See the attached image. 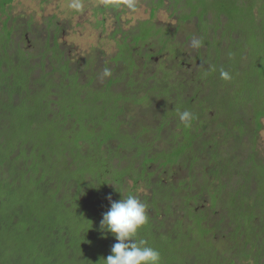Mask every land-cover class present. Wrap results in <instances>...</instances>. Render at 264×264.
Listing matches in <instances>:
<instances>
[{
	"label": "trees",
	"instance_id": "16d2710c",
	"mask_svg": "<svg viewBox=\"0 0 264 264\" xmlns=\"http://www.w3.org/2000/svg\"><path fill=\"white\" fill-rule=\"evenodd\" d=\"M12 1L0 0V10ZM120 1L106 0L97 11ZM210 1L172 0L176 25L198 19L195 32L183 25L187 37L196 33L201 42L190 65L170 25L149 18L120 31L113 56L100 59L103 50L92 48L83 62L88 71L80 73L59 49L58 27L43 37L38 64L18 44L8 53L13 27L7 29L6 14L0 38V264H104L117 242L100 230L107 197L128 195L148 206L138 239L160 252L161 264H264V157L255 146L264 118V0ZM35 65L41 72L34 77ZM183 111L193 114L190 126L179 119ZM150 123L158 130L146 127ZM224 150L229 156L222 160ZM9 151L16 152L11 161ZM200 161L214 162L202 183L190 172L179 175ZM214 181L210 205L202 209L200 193L190 190L194 184L199 192L210 190ZM15 184L28 188L11 203L7 187ZM141 184L146 194L136 192ZM67 187L74 197L60 193ZM206 210L218 218L209 219ZM178 211L190 218L171 215ZM207 217L210 224H204ZM24 242L39 262L24 259Z\"/></svg>",
	"mask_w": 264,
	"mask_h": 264
},
{
	"label": "rangeland",
	"instance_id": "374dc122",
	"mask_svg": "<svg viewBox=\"0 0 264 264\" xmlns=\"http://www.w3.org/2000/svg\"><path fill=\"white\" fill-rule=\"evenodd\" d=\"M105 1L106 0H13L9 5L5 7L4 10H0V38H4L2 36L3 34L1 33L5 32V30L3 29V22L5 21L7 14L9 18L6 22V27L7 29L8 27H13V32L11 34L12 36L10 38V42H8L6 50L8 51V53L15 52L14 50L16 49V44H18V47L20 46L21 48H28V52L35 55V58L30 61V63L38 64L40 47L43 46V37H47L50 31H53L55 27H58L60 28L57 37L59 49L62 51L63 56L65 55L64 57L68 58L71 61L72 68L75 69L76 66L74 63H78V71L80 73L81 71H88L84 67L83 62L85 60L86 55L90 52L92 48H96L97 50H103V54L99 53L100 59L101 57L103 59H107L109 56H113L114 51L116 50L117 39L120 37V31L129 32L131 28L138 24L139 21H145L151 18L153 23H156L157 25L167 24L170 25L171 28L174 24H176L175 20L176 15L178 13L177 11H174V13H172L170 10L172 9V0H162L161 4L159 0H121L117 8L114 6H109L105 8L102 12L97 11V8L101 7L105 3ZM208 2L210 3L211 1L208 0ZM215 5L216 4L212 3L211 8L213 9ZM152 10L153 13L152 16H150V12ZM220 18L223 21L226 20L224 15H220ZM197 21L198 19L196 17H193L191 19L189 18L188 20H185V22L180 27L178 24L177 26L171 29L174 32L175 36L174 42H178L180 44L177 45L180 46L181 53H183L181 55L184 59L183 62L187 65H190L189 62L193 63L192 58L196 55V51L200 52L201 47L196 48L193 46L192 41L198 40V35L194 33L190 38L187 37L188 31L184 30L183 25L187 23V28H190L192 32H195L193 23H198ZM210 23H213V21L209 20V23H200L199 25L201 27H206ZM118 28L119 32L115 34L116 37L110 38L109 35L112 34L113 31ZM51 45L53 44L50 43L49 46ZM158 47L159 45L157 46V48ZM51 54L52 51L49 48L46 51L45 55L47 57H50ZM91 63L93 62L91 61ZM86 67L89 66L86 65ZM43 68V71L50 72L51 67L44 66ZM36 69L38 71H35L33 73L34 77L37 76L39 72H41L40 68L36 67ZM102 70L103 69H100V71ZM56 76L58 78V74H56ZM141 101H144L143 97H141ZM9 108L7 109L6 107H2L1 109L4 111H9ZM12 111H14L13 108L11 109V112ZM146 118L148 119V117ZM137 119V117L134 118V120ZM261 122L262 126L258 131L255 146L257 148V151L264 157V118L261 119ZM146 127H149V129H151L153 132L157 131L159 128L158 125L151 123L150 125H146ZM141 128L142 125H137V129ZM17 139L18 137L15 135L14 138L11 140V147L14 145ZM163 145L166 146V144L164 143ZM15 147L18 146L16 145ZM236 149L238 152L241 153L240 146H236ZM0 151H2V148H0ZM15 153V151H11L10 154L9 151L10 161L12 157L15 156ZM228 156L229 154L225 151V153L221 155V159L225 160L228 158ZM29 158L30 156L24 159V164L28 163ZM213 164H211L210 162L200 161L189 171L184 168L182 170V175H179L185 176L187 175V173L190 172V174H192V177L195 180H198V183H202V177L209 176L208 170L209 168L213 167ZM2 168L3 170L6 169V164H4ZM232 172L235 171L232 170ZM222 178L226 180L225 177L222 176ZM126 182L129 185L131 184L130 179H127ZM215 183L216 182L214 181L209 185L211 191L209 189H202L199 192V188L196 186V184L192 186V189L190 190L191 193H200V200L202 205L200 206L202 209H204L205 207H209L210 204L208 201L213 195ZM25 186L26 185H24L23 187L21 185L18 186V184H15L14 186L7 187V190L10 191V194H13L10 197V199H13L11 203L17 202L18 199L22 198L17 196H20L27 191L28 187L26 186V188ZM63 189L64 190H61L60 193L63 192V194H69L68 197H74V188L67 187ZM136 192L138 194H146V187L141 184V186H139ZM88 193L89 192H87V194ZM85 198L86 199L83 200L87 202L89 199V195H86ZM70 202L71 200L68 199V203ZM178 204L180 208H182L183 205L180 201H178ZM77 206L81 207V205ZM206 212L209 214V219L218 218V215L213 213L212 210H206ZM169 215H164L163 217V215L161 214L159 216V219L165 220L166 218H169ZM171 215H177L178 218L182 220H184L185 218H190V215L188 213H183L182 211H178L177 213L173 212L171 213ZM209 219L208 217L207 220L204 219V224H210ZM185 220L187 221V219ZM20 223H22V220L20 221ZM19 247L23 249L25 254H27L24 259L39 262V257L35 256L33 251H30L28 253L29 250L26 249L25 242L21 243V246ZM246 263L251 264L250 261L243 262V264Z\"/></svg>",
	"mask_w": 264,
	"mask_h": 264
},
{
	"label": "clouds",
	"instance_id": "9594fccd",
	"mask_svg": "<svg viewBox=\"0 0 264 264\" xmlns=\"http://www.w3.org/2000/svg\"><path fill=\"white\" fill-rule=\"evenodd\" d=\"M200 41L193 40L194 47L200 46ZM110 73L106 70L105 75ZM225 79L229 78L227 72H221ZM193 114L183 111L179 119L190 126ZM110 202L109 210L102 215L100 230L110 233L117 241L112 245L111 254L103 259L104 264H161V254L155 248L148 246L146 240L138 239L139 230L148 223V206L134 195Z\"/></svg>",
	"mask_w": 264,
	"mask_h": 264
},
{
	"label": "flooded vegetation",
	"instance_id": "af4514ba",
	"mask_svg": "<svg viewBox=\"0 0 264 264\" xmlns=\"http://www.w3.org/2000/svg\"><path fill=\"white\" fill-rule=\"evenodd\" d=\"M175 23H178L177 21L175 22ZM175 26H177L176 24H174L173 26H172V28H174ZM171 27V26H170ZM171 28V29H172ZM176 30V29H175ZM188 33H190L189 31H188ZM192 35H193V33H192Z\"/></svg>",
	"mask_w": 264,
	"mask_h": 264
}]
</instances>
